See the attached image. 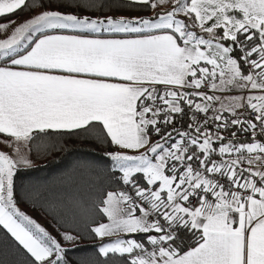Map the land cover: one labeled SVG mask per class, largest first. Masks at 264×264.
I'll list each match as a JSON object with an SVG mask.
<instances>
[{
    "label": "snow or ice",
    "instance_id": "6c2138e0",
    "mask_svg": "<svg viewBox=\"0 0 264 264\" xmlns=\"http://www.w3.org/2000/svg\"><path fill=\"white\" fill-rule=\"evenodd\" d=\"M25 8L0 23V226L22 264H72L79 228L56 239L15 188L21 147L64 135L107 143L126 189L70 206L95 264H264V0H0V18Z\"/></svg>",
    "mask_w": 264,
    "mask_h": 264
},
{
    "label": "trees",
    "instance_id": "16d2710c",
    "mask_svg": "<svg viewBox=\"0 0 264 264\" xmlns=\"http://www.w3.org/2000/svg\"><path fill=\"white\" fill-rule=\"evenodd\" d=\"M29 4L32 0H27ZM18 11L16 14L25 12ZM13 14V15H16ZM127 16H147V11L121 13ZM59 146L48 152L29 151L30 159L36 164L20 168L15 176L18 207L40 213L46 222L47 231L60 234L79 228L80 238L75 243H64L72 249L68 253L72 264L79 260L81 264H95V245L81 222L83 212L72 216L70 206L74 200L82 197L99 203L106 192L119 191L123 186L116 178L107 174L106 166L110 163L106 152L113 149L103 141L83 135H64L56 137ZM75 221V223H73ZM106 218L97 216L95 222H105ZM63 225V226H62ZM60 239V235H59ZM63 243V242H62ZM191 244V240H187ZM26 259L23 251L17 247L6 230L0 226V262L2 264H22Z\"/></svg>",
    "mask_w": 264,
    "mask_h": 264
},
{
    "label": "rangeland",
    "instance_id": "374dc122",
    "mask_svg": "<svg viewBox=\"0 0 264 264\" xmlns=\"http://www.w3.org/2000/svg\"><path fill=\"white\" fill-rule=\"evenodd\" d=\"M160 9H157V11H159ZM40 9L37 8L36 9V12H39ZM36 13L29 10L28 8L26 9L25 12H21L20 14H16V16H22L24 17L25 20H27L28 18L34 16ZM152 13L150 12V14L148 15H151ZM135 16H138V15H135ZM21 209V211H23L26 215H28L30 218H32L33 220L36 221V223H38L41 227H43L45 230H47V228L45 227V221L47 222V220L38 212H32L28 209H25V208H19ZM47 224L51 227L52 231L55 230L54 226H52V224L48 223ZM49 232V231H48ZM53 237H55L56 239L59 240V235L58 232L57 233H53V232H49ZM66 244H64V247H65Z\"/></svg>",
    "mask_w": 264,
    "mask_h": 264
},
{
    "label": "crops",
    "instance_id": "0c3cea01",
    "mask_svg": "<svg viewBox=\"0 0 264 264\" xmlns=\"http://www.w3.org/2000/svg\"><path fill=\"white\" fill-rule=\"evenodd\" d=\"M12 20L16 21L17 23H19L20 21H25L24 17H22V16L10 15V16L5 17V18H0V23H6V22L12 21ZM8 31L10 33L11 32V28ZM234 94L235 93H229V94H226V95H234ZM153 138L155 139V137H153ZM14 147H15L14 144L12 146H7L3 142V137H0V151H3V152H5V153H7L9 155L15 156ZM21 151L26 152V154L28 155V158L30 159V157H29V151L27 149L21 147ZM30 161H31V167L34 166V165H36L31 159H30ZM21 168H24V167H21ZM116 192H118V191H116ZM137 214H139V213H137ZM105 222H107V220ZM45 227H46V221H45Z\"/></svg>",
    "mask_w": 264,
    "mask_h": 264
},
{
    "label": "built area",
    "instance_id": "2783aa9c",
    "mask_svg": "<svg viewBox=\"0 0 264 264\" xmlns=\"http://www.w3.org/2000/svg\"><path fill=\"white\" fill-rule=\"evenodd\" d=\"M124 190H126L124 187H122L119 191H124Z\"/></svg>",
    "mask_w": 264,
    "mask_h": 264
}]
</instances>
